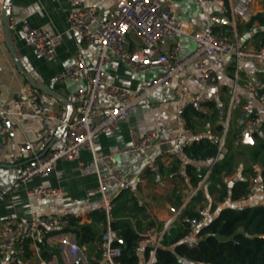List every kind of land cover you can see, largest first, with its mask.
Listing matches in <instances>:
<instances>
[{
    "label": "crops",
    "instance_id": "1",
    "mask_svg": "<svg viewBox=\"0 0 264 264\" xmlns=\"http://www.w3.org/2000/svg\"><path fill=\"white\" fill-rule=\"evenodd\" d=\"M174 5L177 21L182 24L190 34L201 33L210 28L220 33L224 29H234L241 44L257 45L260 42L258 33L261 28L257 23L247 27L250 18L257 13H264V0H220L224 7L218 4L219 0H211L205 4H198L196 0H165ZM5 4L9 6V24H15L17 29L20 22L25 21L32 28L41 29L61 36V41L56 48L53 60L45 61L38 57L34 51L26 46L19 38L18 30H10L9 35L13 46L19 71L6 48L2 31V12ZM114 0H86L83 7L93 6L99 17H107L113 8ZM72 9L69 0H0V105H10L11 100L34 90L43 105L46 113H55L63 105L58 99H67L79 83L58 82L55 76L63 67L73 60L78 50L84 60L92 63L96 58L95 49H86L78 44L75 35L69 31L67 15ZM234 26V27H233ZM140 41L134 33L127 36V46L137 47ZM79 46V47H78ZM194 49V42L190 37L180 39V55H187ZM182 56V57H183ZM203 60L213 65L218 71V83L212 88L198 85L193 76L196 73L194 65H190L179 74L174 83L163 86L151 93L143 102L137 105L129 114L127 120L120 122L112 135L101 136L95 143L94 154L117 153L116 168L128 174H144L145 183L138 188V200L144 208L135 206L122 194L115 199L117 214H113V221L124 219L131 222L137 232L146 229L153 223L161 227L163 222L174 215L186 202L188 195L193 190L189 177L186 174L179 176L176 166L179 160L191 165L196 173L204 174L212 161L186 160L170 144L156 145L151 154H159L160 169L156 173L145 172L144 159L130 151L132 138H140L147 132H154L157 140L167 139L178 133L176 112L185 102V92L204 97L210 108L209 117L197 115L190 107L184 109V118L187 126L197 139L219 134L216 129L215 119H224L229 106L231 95L233 103L231 108L230 125L226 134V144L222 154H227L231 160V171L222 174L221 181L231 188L239 181H247L252 168L262 171L264 166V153L257 158L255 153L262 149L264 144V98L255 96L246 90V81L255 86L264 85V63L254 59L244 60L241 64L243 72L240 80L234 82L232 77V60L229 54L219 57L205 56ZM159 73L152 71L144 75L132 76L125 66L114 59L108 61L104 67V81L118 87L135 89L148 84ZM33 85L45 87L52 91V95L40 92ZM106 103L102 102L101 106ZM249 106L250 110H246ZM219 114H215V111ZM258 113L263 125L258 127L250 137L243 138L245 126L252 116ZM20 130L8 131L0 137V164L10 167H0V222L8 218L30 219L48 214L68 213L81 214L84 218L79 224H89L93 212L99 210L101 196L88 192L98 187L99 174L94 167L89 173H84L79 163L87 164L92 160V153L80 150L79 157L74 161H57L54 169L46 176H33L27 181L13 187L12 183L22 175V166L28 160L19 153V145L25 140L34 141L37 138L41 125L34 118L16 117ZM214 120V121H213ZM206 121L210 127L206 128ZM61 144L59 136L52 147ZM171 152L173 154H171ZM210 182L205 180L198 194L199 203L207 206L209 214L205 215V223L213 219L221 209L232 208L240 210L246 207H264V182L257 191L245 200L230 201L225 198L224 204H216L217 192L208 194L207 186ZM218 187V185H216ZM33 187H45L57 191V195L49 199L38 201L29 194ZM134 204V205H133ZM189 202L183 211L189 207ZM214 208L211 209V206ZM180 219L171 224H179ZM99 231L101 223L97 224ZM76 242V241H75ZM46 245V244H45ZM55 241L47 247L56 251L58 264H66L65 259L56 248ZM81 254L86 259L93 261L101 256L99 251V238L88 245H83ZM29 253V252H28ZM26 253V255L28 254ZM145 250L139 254L140 264L145 262ZM24 255L22 264H35L36 261ZM81 256V255H80ZM69 259V261H77Z\"/></svg>",
    "mask_w": 264,
    "mask_h": 264
},
{
    "label": "built area",
    "instance_id": "2",
    "mask_svg": "<svg viewBox=\"0 0 264 264\" xmlns=\"http://www.w3.org/2000/svg\"><path fill=\"white\" fill-rule=\"evenodd\" d=\"M85 1L69 0L72 9L66 21L69 31L75 35L78 44L86 49H95L96 58L92 63H88L78 50L73 60L55 76L58 82L71 81L80 84L67 96L66 101L72 107L70 113L65 105L55 113H46L37 93L29 90L26 94L12 99L10 105H0V137L6 135L8 131L20 130L16 117L34 118L41 125L36 140H25L19 145V153L27 158L28 162L22 166V175L12 183L13 187L33 176L46 177L59 160H77L82 149L92 153V160L87 164L79 163V167L84 173H89L91 167L100 173L98 187L89 191L88 196L94 194L101 196L99 211L104 215L99 237L101 256L93 261L82 256L80 246L68 230L71 220L79 223L84 216L55 213L30 219L8 218L0 222V264H19L28 252L36 261L35 264H58L55 257L48 261L41 257L39 244L43 242L49 245L53 241L66 264L77 263L69 259H77L80 255L78 258L80 264H121L117 261L121 249L115 246L119 235L110 226L113 222L114 202L122 192H125L136 202L138 208H144L143 202L138 200V188L145 183V177L144 174L131 175L118 170L117 153L95 155L93 150L98 138L112 135L116 126L127 120L130 112L137 105L158 88L174 83L176 77L190 65L195 66L196 73L193 79L198 85L207 88L216 86L218 71L203 60L205 56L219 57L229 54L234 82L240 80L243 72L241 64L244 60L254 59L264 63V43L241 44L234 29H224L217 33L208 28L204 32L190 34L177 21L174 5L165 0H114L113 8L107 17H99L93 6L83 7ZM196 1L198 4H205L211 0ZM218 4L224 7L222 1L219 0ZM15 29H17L15 24H8L9 31ZM17 30L20 40L38 57L45 61L54 59L56 48L61 41L60 35L32 28L25 21L19 23ZM131 32L140 41L137 47L127 46V36ZM183 36L193 40L194 49L180 57V39ZM111 59L121 62L132 76L144 75L152 71H157L159 74L148 84L135 89L108 84L104 81V67ZM244 87L253 95L264 98V85L255 86L252 82L246 81ZM185 99V104L175 114L178 123L176 135L157 140L154 132H147L140 138H132L130 151L144 159L145 172L156 173L160 169L159 154L150 153L154 146L170 144L184 156L183 150L197 140V136L187 126L184 109L190 107L203 117H209L210 108L204 97L185 92ZM102 102L106 105L101 106ZM232 103L231 95L222 120L221 131L219 134L209 136L212 142L216 143L218 153L222 152L226 144ZM245 108L250 110L249 106ZM210 125V121H206V128ZM262 125V118L254 112L244 130ZM56 135L61 137V144L58 147H51L42 157H38ZM215 161L216 159L206 169L201 180L188 195L185 204L164 221L161 227L153 223L138 232L140 240L135 247V254L138 256L145 246L150 247L144 264L155 263L156 248L161 245L167 228L181 217L184 206L197 195ZM185 165L183 161H178L177 175H184ZM261 184V171L252 168L246 194L240 200L249 198ZM29 194L36 200L42 201L57 195V191L45 187H33L29 190ZM225 201L224 198L223 201H215V203L220 205ZM195 211L198 212L199 217L185 218L186 233L179 240L190 249L198 246L201 238L199 230L205 224V215L209 214L207 206L203 204H197Z\"/></svg>",
    "mask_w": 264,
    "mask_h": 264
},
{
    "label": "trees",
    "instance_id": "3",
    "mask_svg": "<svg viewBox=\"0 0 264 264\" xmlns=\"http://www.w3.org/2000/svg\"><path fill=\"white\" fill-rule=\"evenodd\" d=\"M253 23H257L261 28L258 35L260 42L264 43V13H257L251 17L247 27H251ZM192 110L197 115H201L196 110ZM215 114H219L217 110ZM219 121L220 119H215L214 123L216 129L221 131L222 126ZM183 153L187 161L191 159L213 161L216 159L206 182H210V185L207 186L208 194L217 192V201H223L224 198L230 201H238L246 194L247 181H239L231 188H228L226 183L221 181L220 176L222 174L227 175L231 171V160L227 154L217 152L216 143L212 142L209 137L193 141L191 146L183 150ZM261 153H264V144H262V149L255 153V157L257 158ZM184 174L189 177L193 189L203 176V174L196 173L195 169L187 162ZM261 179L264 182V166L261 171ZM122 194L127 195L125 192L120 195ZM200 198L197 193L189 202V207L182 212L180 225L173 223L167 228L161 245L156 248L154 264H264L263 206L246 207L240 210L221 209L213 219L207 221L199 230L201 238L197 247L190 249L179 242L186 233L185 218L199 217L194 204L199 203ZM128 199L131 203L134 201L129 196ZM134 204L137 207L136 202ZM213 208L214 205L211 206V209ZM113 214H117L115 207ZM102 222H104V215L98 210L92 213L89 224H79L76 220H71L68 230L74 235L77 245L81 247L98 240L99 231L96 226ZM110 226L119 235V240L115 242V246L121 249V255L117 261L121 264H140L139 257L134 252L140 237L131 222L117 219ZM39 245L43 259L48 261L53 254L57 255L56 251L49 249L43 242ZM149 248V246L143 248L146 253L145 258ZM27 256L28 254L25 257Z\"/></svg>",
    "mask_w": 264,
    "mask_h": 264
},
{
    "label": "water",
    "instance_id": "4",
    "mask_svg": "<svg viewBox=\"0 0 264 264\" xmlns=\"http://www.w3.org/2000/svg\"><path fill=\"white\" fill-rule=\"evenodd\" d=\"M1 23H2V31H3V37H4L6 48L8 49L10 55L12 56V59H13L15 65H16L17 69L19 71H21V69H20V67L18 65L17 59H16V55H15L13 46L11 44V39H10V35H9V30H8V24H9V6H8V4H5L4 7H3ZM33 88L38 90V91H40V92L47 93L48 95L54 94V93H52V91H50L49 89H47L45 87H42V86L33 85ZM58 100L63 105H65L67 107L68 113H70L71 108H72L71 105L63 98H59ZM220 125H223L222 121L220 122ZM257 130H258V127H253L252 129L245 131L242 136L245 139L247 137H250V135L253 132H257ZM57 137H58V135L54 136L51 139V141L42 150V152L38 155V157H42L52 147V145H53L54 141L57 139ZM26 162H28V161H26ZM0 167L1 168L10 167V165L0 164ZM251 237H256V236H251Z\"/></svg>",
    "mask_w": 264,
    "mask_h": 264
},
{
    "label": "rangeland",
    "instance_id": "5",
    "mask_svg": "<svg viewBox=\"0 0 264 264\" xmlns=\"http://www.w3.org/2000/svg\"><path fill=\"white\" fill-rule=\"evenodd\" d=\"M183 55H180V57H182Z\"/></svg>",
    "mask_w": 264,
    "mask_h": 264
}]
</instances>
